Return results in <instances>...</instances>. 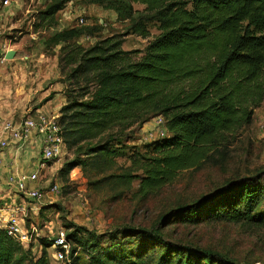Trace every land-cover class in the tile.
I'll list each match as a JSON object with an SVG mask.
<instances>
[{"label": "trees", "instance_id": "16d2710c", "mask_svg": "<svg viewBox=\"0 0 264 264\" xmlns=\"http://www.w3.org/2000/svg\"><path fill=\"white\" fill-rule=\"evenodd\" d=\"M70 1L48 5L36 28L56 27ZM86 1L127 20L129 34L147 39L149 25L158 34L136 61L115 37L82 46L78 40L94 38L97 26L63 29L50 38L61 45L60 71L68 70L66 81L76 87L66 90L59 109L63 143L73 158L63 163L58 178L66 182L80 168L89 191L109 192L114 201L136 181L138 196L146 199L180 172L225 162L237 134L264 102V0ZM155 116L163 117L168 136L133 146L127 154L126 146L107 134L141 127ZM125 155L129 166L119 170L116 159ZM262 201L264 185L257 177L237 178L173 214L193 224L208 219L264 226V212L257 211ZM69 229V264H229L219 255L167 242L156 229L122 228V240L111 234L109 244H100L103 238L91 232L88 239L82 228ZM40 246L33 257L0 229V264H51L52 241L42 238Z\"/></svg>", "mask_w": 264, "mask_h": 264}, {"label": "rangeland", "instance_id": "374dc122", "mask_svg": "<svg viewBox=\"0 0 264 264\" xmlns=\"http://www.w3.org/2000/svg\"><path fill=\"white\" fill-rule=\"evenodd\" d=\"M3 1L0 0V45L6 42L16 52V56L0 68V114L3 117H33L46 98H42L44 93L51 94L56 88L63 95L74 89L75 86L66 81L68 70L63 73L58 67L61 45L50 41L61 30H84L86 27L97 26L100 29L93 31L94 38L90 41L83 38L78 40L82 46L87 47L97 40L115 37L123 41V51L134 52L130 56L133 61L140 59L148 42L158 34L154 25H149L151 36L147 39L129 34L127 20L119 21L113 11L89 4L86 0H71L65 5L64 13H69L70 18L68 21L58 19L54 28H45L43 25L36 28L41 24L38 14L55 0H10L9 5H4ZM133 8L143 9L140 5H134ZM80 19L83 24L77 25ZM46 111L45 109L41 113L46 114ZM49 112L56 114L53 110ZM157 117L159 116L151 118L141 127L136 126L124 132L113 128L107 134L126 146L127 154L131 147L148 143L149 140L145 138L153 130ZM263 120L264 102L254 111L252 123L237 134L236 140L228 149L225 162L205 166L200 170L180 172L171 184L146 199L138 196L136 181L118 201L112 200L109 192L89 191L80 168L75 169L78 172L72 171L66 182L61 181L57 175L58 170L64 162L73 158V152L66 150L45 172L44 183L40 184V187L45 188L55 182L60 193L53 200L42 202V210L33 218L32 223L40 238L35 242L34 250H30L31 256H39L41 253L40 239L49 240L59 230L69 232L72 226L82 228L81 234L88 239L89 232L102 237L100 244H109L106 236L111 234L122 240L118 232L122 228H134L147 231L156 229L167 242L190 245L219 255L229 264H264L263 225L208 219L193 224L186 223L173 214L178 208L200 203L227 182L237 178L257 177L264 185ZM116 165L119 170L127 168V155L118 157ZM31 169L36 171L34 165ZM257 211L264 212V201ZM51 253L49 248L47 255L50 256Z\"/></svg>", "mask_w": 264, "mask_h": 264}, {"label": "built area", "instance_id": "2783aa9c", "mask_svg": "<svg viewBox=\"0 0 264 264\" xmlns=\"http://www.w3.org/2000/svg\"><path fill=\"white\" fill-rule=\"evenodd\" d=\"M10 0H4V5H9ZM60 11L59 21H68L69 13ZM80 19L77 25H82ZM90 41L89 36L83 37ZM13 48L6 42L0 45V68L9 62L6 53ZM15 51V50H13ZM16 56V52H15ZM155 126L150 131L146 140L155 141L167 137L164 119L159 116L154 121ZM264 127V120H263ZM32 143L38 144V153L34 166L36 171L28 173L8 172L5 184L14 192L16 200L6 202L0 199V229L4 230L11 239L18 242L25 250H34V244L40 235L32 223L33 218L42 210V202L53 200L60 193L57 183L49 187L41 186L44 183L45 172L50 169L53 162L66 151L61 135V126L58 116L38 112L33 117H3L0 115V170L4 167L3 159L9 150H22ZM52 205V202H48ZM49 229V228H48ZM51 232V230L49 229ZM64 230H59L53 238L50 254L51 264H69V244L66 241Z\"/></svg>", "mask_w": 264, "mask_h": 264}, {"label": "crops", "instance_id": "0c3cea01", "mask_svg": "<svg viewBox=\"0 0 264 264\" xmlns=\"http://www.w3.org/2000/svg\"><path fill=\"white\" fill-rule=\"evenodd\" d=\"M61 90L54 88L51 93L52 99L36 109V113L43 112L45 109L46 113L50 114L49 110L56 111L55 115H59L58 111L62 105L65 103L64 96L60 93ZM47 92L44 93V97H47ZM53 114V113H52ZM1 115V114H0ZM2 116V115H1ZM38 153V144L32 143L31 145L25 146L22 150L11 149L8 151L6 156L3 159L4 167L0 170V199H3L6 202L17 201L18 203L22 202L17 200L14 192L7 188L5 184L6 176L8 172L14 173H28L32 172L31 166L36 162V157ZM79 171V170H75ZM43 205V204H42ZM51 250V249H50ZM49 251V249L47 250Z\"/></svg>", "mask_w": 264, "mask_h": 264}, {"label": "water", "instance_id": "95a60500", "mask_svg": "<svg viewBox=\"0 0 264 264\" xmlns=\"http://www.w3.org/2000/svg\"><path fill=\"white\" fill-rule=\"evenodd\" d=\"M15 57V51L10 50L6 53V59L12 60Z\"/></svg>", "mask_w": 264, "mask_h": 264}]
</instances>
